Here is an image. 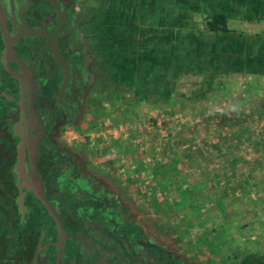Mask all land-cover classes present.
Instances as JSON below:
<instances>
[{"label":"flooded vegetation","instance_id":"af4514ba","mask_svg":"<svg viewBox=\"0 0 264 264\" xmlns=\"http://www.w3.org/2000/svg\"><path fill=\"white\" fill-rule=\"evenodd\" d=\"M83 2L0 0V264H199L76 144L100 78Z\"/></svg>","mask_w":264,"mask_h":264},{"label":"rangeland","instance_id":"374dc122","mask_svg":"<svg viewBox=\"0 0 264 264\" xmlns=\"http://www.w3.org/2000/svg\"><path fill=\"white\" fill-rule=\"evenodd\" d=\"M83 1L87 13L93 12L95 17L100 78L99 96L94 98L92 109L83 116L76 129V144L84 149L101 175L122 181L129 200L177 248L193 256L199 264H235L238 248L227 241V232L225 242L221 241L222 222L232 220L231 211L227 212V209L236 204L233 195L239 188L244 191L240 205L246 212L249 206L264 209V180L253 186L247 176L243 182L251 168L244 160L240 168L232 164L222 167L198 166V163L186 165L189 155L196 160L204 155L197 150L204 139L211 144L220 132L216 131L211 119L208 118L206 123L203 121V111L200 112L198 107L194 113L179 104H169V99L176 96L173 89L176 83L179 84L177 96L187 99H200L202 86H217L223 90L219 92L221 105L214 101L218 94L211 87L208 89L216 95L211 98V103L202 107L204 113L218 114L223 111L220 108L224 106L225 91L227 96L231 94V89L223 87L226 84L224 75L227 77L223 71L227 64L236 66L242 61L252 62L256 57L262 61L264 43L258 46L244 33L235 34L232 30L225 33L208 31L205 20L210 10L199 8V0L177 3L165 0L154 5L157 0H140L139 17H136L133 0ZM243 93L247 94L246 91ZM226 106L232 108L230 104ZM154 112L159 115L152 120ZM143 115L148 118L143 119ZM220 122L221 126L235 124L230 118ZM259 122L251 120L249 125ZM205 128L210 131L209 136L204 135ZM232 138H224L226 152L222 155L225 159L230 158L227 161L233 156V151L227 150ZM153 142L160 144L159 149L153 147ZM170 144L174 146L177 162L161 168L160 189L165 199L158 202L153 198V192L158 188L155 183L159 173L157 160L168 157L162 150ZM257 170L260 172L257 176L261 173L264 176L263 165ZM233 174L242 176L235 188ZM190 176L194 181H189ZM201 176L207 179L201 182ZM200 185L206 193L218 190L226 198L222 202L218 197L207 207L205 198L195 200L197 194L204 192L197 189ZM217 208L223 210L224 215H218ZM241 218L242 224L252 220L248 215H241ZM256 218L261 224L255 232L260 240L264 237V211ZM242 234L249 240L252 235L249 230Z\"/></svg>","mask_w":264,"mask_h":264},{"label":"crops","instance_id":"0c3cea01","mask_svg":"<svg viewBox=\"0 0 264 264\" xmlns=\"http://www.w3.org/2000/svg\"><path fill=\"white\" fill-rule=\"evenodd\" d=\"M173 1L174 3H177L182 0ZM198 6L199 8H208L210 12L219 11L224 13L227 18L226 21L229 31L232 30L233 32H235V34L237 32L244 33L247 36V39L253 40V42H257L258 46L264 43V0H199ZM258 46L255 45L254 47H256L257 49L259 48ZM258 53L259 51L256 53V56L258 55ZM259 59L260 58L256 57L252 62L251 60L249 62L242 61V63H239V65L237 64L236 66H230L229 64H227V69L223 71L224 74L225 72H227L226 78L224 75V81L226 82V84L223 87L231 89V94L227 96L225 91L224 96L222 97L224 106L220 108L223 111L219 112V116L223 118H229V116H233L234 118H239L240 121L247 119V125H244V127H240V125L233 126L231 128V131L230 127H225L222 132L219 130L220 135L215 139V141H213L211 145H207L208 149L206 151L209 152L213 147L221 153H218L216 157L210 158H208V156L204 154L201 158L198 157L199 159L197 160L192 158L193 156L189 155V157L185 160L186 165H197L198 163V166H208L212 164L222 167L232 164V166H238L237 168H240V166L242 165L241 162L242 160H244L247 165L251 166V168H249L250 173L246 174V176L243 178V182L246 181L247 176L251 179L250 183L253 186L257 182L264 180V176L262 173L260 174V176H257L259 172L257 168L262 167V165L264 166V59L262 61H260ZM244 91H246L247 94L243 93ZM226 104L232 105V108L227 107ZM158 115L159 114L157 112H154V114L152 115V120L157 119ZM146 118H148V116L146 117L145 115H143V119ZM251 120L255 122L260 120V122L259 124L256 123L254 126H251L249 125ZM153 127V129L156 130L155 126ZM226 131L229 132H227V140L228 138L233 137L231 139L232 142H229L227 144V150L233 151L232 159H235H231V161L229 160V157H226L225 159V156L222 155L224 152H226V150L224 149L225 146L221 145L218 142V138H221V136ZM209 133L210 131H207V135L205 133L204 135L209 136ZM152 135L158 137L155 132H152ZM152 145L156 149H159L160 147V144H155V142H153ZM173 147L174 146L171 144L169 145V147H165L162 152L166 151L168 157L160 158L159 160H157L159 173L157 179L155 180V183L158 184V188L153 192V198H155V200L158 202H163V200L165 199V196H163L160 189L161 181L159 177L162 174L161 172L163 170L161 168H164L165 166L171 167L174 162H177L174 157L175 149ZM240 157H243V159H240ZM227 158H229L228 161ZM237 170L239 171V169ZM206 179V177L203 178V176H201V182L202 180ZM232 179L235 183L233 185V188H235L238 183L241 182L242 176L241 174H233ZM189 181H194L192 176H190ZM197 189L204 191V188L201 187V185L200 187H197ZM240 189L241 188H239L238 192L235 191L236 193H234L233 195V200L234 202H236V204H233V207L227 209V212L231 211L232 220L222 222V232L224 235H219L221 237V241L225 242V232H227V238L229 239L227 241L232 242L233 246H235V244L237 245L236 247L238 248V257L234 258V260H237L234 261L235 264H264V237H260L261 239L257 240L258 235L255 233L257 232L258 228L261 227L260 221L258 222V219L256 217L257 215L259 216L264 211V209L258 210L257 206H249L246 212V208L240 205V199L242 198L244 192ZM248 195L252 199V194L250 192H248ZM195 197V200L199 199V201H201V199L203 198H205V200H208L205 201L207 203L206 206L208 205L207 207L210 206L209 203H211V201L213 202V200L218 199V197H220L222 202L226 198L224 194H221V192L218 190L215 192H211L210 194L204 191L203 193H201V195L197 194ZM252 201L253 200H251V202L249 203H252ZM187 206L185 207L186 209H188ZM200 208H203V206H201ZM217 209L218 215H224L223 210H220V208ZM241 215H248V217H250V220L252 217L251 222L242 224ZM247 230L250 231V235L252 234L250 236V240L245 238V235L242 234V232L244 233Z\"/></svg>","mask_w":264,"mask_h":264},{"label":"trees","instance_id":"16d2710c","mask_svg":"<svg viewBox=\"0 0 264 264\" xmlns=\"http://www.w3.org/2000/svg\"><path fill=\"white\" fill-rule=\"evenodd\" d=\"M140 1V0H139ZM161 1H165V0H157V2H153V5L155 3H160ZM227 18L225 16L224 13L222 12H219V11H213V12H210L209 14H207V17H206V20H205V28L208 30V31H211V32H228L229 31V28L227 26ZM201 71V70H200ZM211 73H214V72H211ZM227 73V72H226ZM212 87V90L215 91L214 93H217L218 96H216V98H214V101H216V103H218V105L220 104V94L219 92H223V90L221 89L220 90V87H217V86H212V85H206V86H202L200 89L202 90V92L200 93L201 97L200 99H197V98H191V99H187V98H179V96H177V91H178V88H179V84L176 83L175 87L173 89H175L176 91V96L175 97H171L169 99V104H179L181 107H184L185 109H188L190 110L191 112H196L199 111L202 112L203 111V114H202V119L203 121H207L208 118L211 119L214 123V127L217 130H220L222 132V130L225 128V127H230V131H231V128L233 126H238L240 125V127H244V125H247V122L248 120H243V121H240L239 118H234L233 116H229V118L231 120L234 121V125H230L228 124V126H221L220 124L218 123H221L220 120H225V119H229L228 117L227 118H223V117H220L219 116V113L216 114L215 112H212V113H204V109L202 106L204 104H209L211 103V98L216 95L213 94L210 92V90L208 88H211ZM211 95V96H210ZM173 99V100H172ZM164 105V104H163ZM167 105V104H166ZM159 106H162L161 104H159ZM198 107V109H197ZM197 109V110H196ZM196 110V111H195ZM241 122V123H240ZM206 123V122H205ZM210 129V128H209ZM208 128H205L204 129V133L206 134L207 133ZM228 131H226L222 136L221 138H218V142L221 144V145H224L225 144V140L224 138H226V136H228ZM207 135V134H206ZM208 140L207 139H204L203 142L201 143L202 146H199V148H197L198 152L200 153H204L206 156H208V158L210 157H216L218 155V153H221V152H218L215 148H211V150L208 152L206 151L208 149V146L207 145H211L210 143L208 144L207 143ZM223 143V144H222ZM213 149V150H212ZM238 171V170H237Z\"/></svg>","mask_w":264,"mask_h":264}]
</instances>
